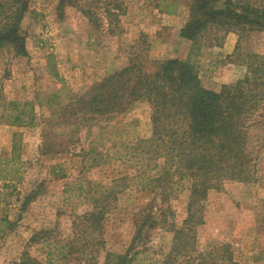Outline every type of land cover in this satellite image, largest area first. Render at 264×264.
Instances as JSON below:
<instances>
[{"label": "rangeland", "instance_id": "rangeland-1", "mask_svg": "<svg viewBox=\"0 0 264 264\" xmlns=\"http://www.w3.org/2000/svg\"><path fill=\"white\" fill-rule=\"evenodd\" d=\"M27 1L21 30L28 54L0 48V103L28 104L38 123L0 122V220L13 223L0 232V264H20L27 256L41 264H79L73 256L62 258L53 247L69 238L75 215L87 208L75 189L66 188L77 181L108 185L124 173L135 175L140 168L135 158L124 163L119 157L127 145L150 137L152 109L141 99L126 115L80 130L67 123L61 106L128 64L146 62L150 67V62L174 58L194 63L202 85L219 92L244 79L249 55L264 58V31L211 32L193 45L179 35L189 19L191 0H73L63 7L61 0ZM247 131L251 179L228 180L209 193L205 224L198 228L199 248L229 244L238 262L264 264V100L249 118ZM47 136L52 150L44 148ZM91 143L103 156L101 164L90 168L94 155L86 153ZM187 187L174 190L169 200L178 226L186 217ZM149 200V193L137 189L120 197L104 223L100 264L107 252L126 251L136 208ZM43 229L54 230V245L30 242ZM171 239L164 228L152 231L143 264L161 259Z\"/></svg>", "mask_w": 264, "mask_h": 264}, {"label": "trees", "instance_id": "trees-1", "mask_svg": "<svg viewBox=\"0 0 264 264\" xmlns=\"http://www.w3.org/2000/svg\"><path fill=\"white\" fill-rule=\"evenodd\" d=\"M66 2L74 3L61 0L60 6ZM27 9V0H0V48L10 47L19 56L28 54L21 30ZM246 29L264 31L263 1L191 0L189 19L179 35L196 45L211 32ZM249 60L244 79L223 86L219 92L202 85L196 66L188 59L153 61L150 67L146 62L131 63L61 106L60 112L70 119L67 123H75L76 129L82 130L103 119L109 122L122 117L135 102L145 99L152 109V126L150 137L127 145L119 157L124 163L135 158L140 165L135 175L124 173L108 185L82 181L68 184L66 192L75 189L76 197L87 208L75 215L72 234L60 246H53L54 251L62 258L75 257L79 264H100L104 223L120 197L137 189L149 193L150 200L136 208L130 245L122 253L107 252L102 264H143L142 258L150 253L147 245L151 232L158 228L169 231L172 239L168 252L152 264H242L229 244L201 250L198 228L205 224V203L211 191L221 189L225 181H249L252 176V157L247 152L248 120L264 100V58L251 54ZM27 107L19 101L1 102L0 122L36 125L37 114L33 108L28 112ZM48 140L47 136L44 148L52 150L53 142ZM87 154L94 155L90 168L101 164L103 155L94 143ZM186 183V217L178 226L169 200L171 193L183 189ZM30 198L32 195L26 197ZM5 225L11 227L13 223L0 220V232ZM53 233V229H43L30 242L41 241L50 247L55 244ZM48 256L52 261V251ZM20 264L41 263L27 256Z\"/></svg>", "mask_w": 264, "mask_h": 264}]
</instances>
